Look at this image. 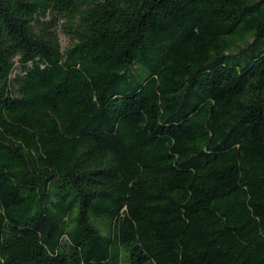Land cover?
Masks as SVG:
<instances>
[{"label": "trees", "instance_id": "1", "mask_svg": "<svg viewBox=\"0 0 264 264\" xmlns=\"http://www.w3.org/2000/svg\"><path fill=\"white\" fill-rule=\"evenodd\" d=\"M0 264H264V0H0Z\"/></svg>", "mask_w": 264, "mask_h": 264}, {"label": "rangeland", "instance_id": "2", "mask_svg": "<svg viewBox=\"0 0 264 264\" xmlns=\"http://www.w3.org/2000/svg\"><path fill=\"white\" fill-rule=\"evenodd\" d=\"M58 37H59V42L61 45V50H63L66 46L69 44V39L67 36L61 31V29H58Z\"/></svg>", "mask_w": 264, "mask_h": 264}]
</instances>
